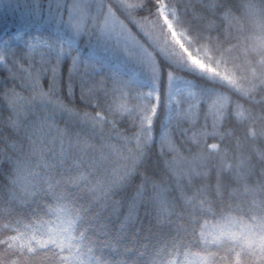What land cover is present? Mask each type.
<instances>
[{"label": "snow or ice", "instance_id": "obj_1", "mask_svg": "<svg viewBox=\"0 0 264 264\" xmlns=\"http://www.w3.org/2000/svg\"><path fill=\"white\" fill-rule=\"evenodd\" d=\"M0 7V264H264V0Z\"/></svg>", "mask_w": 264, "mask_h": 264}, {"label": "trees", "instance_id": "obj_2", "mask_svg": "<svg viewBox=\"0 0 264 264\" xmlns=\"http://www.w3.org/2000/svg\"><path fill=\"white\" fill-rule=\"evenodd\" d=\"M4 15V9L2 7H0V18H2ZM46 86V84H45Z\"/></svg>", "mask_w": 264, "mask_h": 264}]
</instances>
